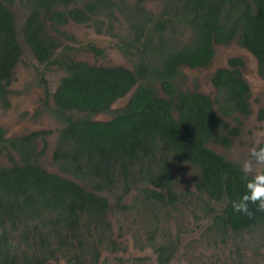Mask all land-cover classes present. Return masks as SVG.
<instances>
[{
	"label": "trees",
	"instance_id": "1",
	"mask_svg": "<svg viewBox=\"0 0 264 264\" xmlns=\"http://www.w3.org/2000/svg\"><path fill=\"white\" fill-rule=\"evenodd\" d=\"M25 1V44L39 63L59 66L66 73L53 94L54 116L64 127L52 157L59 174L37 162L44 153L36 152L35 138L41 132L13 141L19 161L9 155L11 167L0 166V264H60L61 253L70 264H96L101 247H116L108 221L111 208L101 194L119 193L118 204L133 189L150 202L164 204L165 195L176 200L173 166L182 163L198 170L193 180L198 194L224 203L213 219L214 229L264 230V213L256 212L250 219L232 209V202L245 192L241 166L207 147L210 142L229 147V137L239 134L241 123L234 118L237 126L230 127L224 118L250 113L243 58H231L228 68L212 76L214 100L175 86L182 66L207 67L214 45L234 40L253 55L264 80V0H177L176 18L191 30L189 43L152 48L134 70L55 58L60 42L45 30L47 23L56 31L69 21L85 24L105 13L112 15V0ZM12 6L13 0H0V98L5 104L22 56ZM164 27L158 20L154 33L161 35ZM154 81L167 98L157 96ZM132 90L127 104L112 110ZM72 111L84 115L72 118ZM111 113L109 121L91 119ZM156 251L159 262L167 264L174 248L167 244Z\"/></svg>",
	"mask_w": 264,
	"mask_h": 264
},
{
	"label": "rangeland",
	"instance_id": "2",
	"mask_svg": "<svg viewBox=\"0 0 264 264\" xmlns=\"http://www.w3.org/2000/svg\"><path fill=\"white\" fill-rule=\"evenodd\" d=\"M112 2L116 5L112 15L105 13L93 19L89 25L71 22L65 27H59L67 37L52 30L47 31L61 43L62 47L56 57L62 51V54L75 61L134 70L137 62L152 48L157 50L160 46L165 47L167 42H171L170 47H182L192 37L191 30L181 25L176 18L177 0ZM141 8L148 17L145 12L141 13ZM12 11L22 56L9 87V107L5 108L0 101V136L4 139L21 137L35 131L49 132L46 137V154L40 158L39 163L48 172L59 174L52 156L64 125L52 115V96L65 72L56 65L46 67L39 63L25 44L22 29L29 14L26 1L13 0ZM158 20L165 22L161 35L159 31L154 33L153 30ZM100 30L103 32L100 33ZM141 31H144V36ZM136 36L140 41H136ZM89 45L101 49L103 55L89 51ZM142 47L144 50H141ZM214 51L212 63L206 68L190 69L182 66V76L177 78L175 86L184 92L203 93L214 99L216 89L211 78L215 71L227 68L230 58H243L242 76L250 87L252 115L244 117L235 114L225 119L230 127L235 126L234 118L242 122L241 134L233 140L230 149L213 142L207 145L229 161L242 165L253 148L264 147V120L258 119V113L264 110V80L258 74L256 59L237 40L228 45H214ZM152 84L158 97L167 98L159 82L154 81ZM129 98L130 95L117 101L112 110L123 108ZM69 115L78 118L84 114L72 111ZM112 118V113L91 117L95 121H109ZM38 148H42L41 142ZM11 154L17 159L15 152ZM9 165L6 152H3L0 144V166ZM256 172H264V166L255 168L250 175ZM198 173L188 163L174 165V192L177 199L170 200L165 195L164 204L146 200L136 189L119 204V193L101 194L107 198L111 208L108 221L116 247H101L96 264H161L156 248L167 244L174 248L167 264H264V230L233 233L230 230L218 232L214 229L213 219L215 215L221 214L224 203L216 204L197 193L193 180ZM148 188L153 189L150 186ZM57 256L60 264H70L67 256H62V253ZM84 264H91V261L86 260Z\"/></svg>",
	"mask_w": 264,
	"mask_h": 264
},
{
	"label": "clouds",
	"instance_id": "3",
	"mask_svg": "<svg viewBox=\"0 0 264 264\" xmlns=\"http://www.w3.org/2000/svg\"><path fill=\"white\" fill-rule=\"evenodd\" d=\"M259 166H264V147L253 148L249 153V158L242 162L241 171L246 180L245 192L238 200L232 202V209L235 213H240L250 219L254 218L256 212L264 213V172H256L251 179H247ZM252 206L255 207V211Z\"/></svg>",
	"mask_w": 264,
	"mask_h": 264
},
{
	"label": "flooded vegetation",
	"instance_id": "4",
	"mask_svg": "<svg viewBox=\"0 0 264 264\" xmlns=\"http://www.w3.org/2000/svg\"><path fill=\"white\" fill-rule=\"evenodd\" d=\"M115 8H116V6H115ZM93 19H95V18H92V20H90L89 22H87V23H85V24H82V23H77V22H74V21H69L66 25H58V27H57V30L56 31H54V30H52L51 28H50V24L49 23H47V25H46V31H49V30H52L53 32H55V33H57V34H61L62 36H64V37H67L66 36V34L64 33V32H61L58 28L59 27H65V26H67L69 23H71V22H73V23H76V24H82V25H89L92 21H93ZM96 23V22H95ZM99 27V26H98ZM103 31L102 30H100V33H102ZM48 33V32H47ZM49 34V33H48ZM51 37L52 38H54L55 39V41H59L58 40V38H55L54 36H52L51 35ZM60 42V41H59ZM61 43H60V48H58L57 49V51H56V53H58V51L61 49ZM87 49L89 50V51H91V52H93L94 54H97V55H99V56H102L103 55V51L101 50V49H99L98 47H96V46H93V45H89V46H87ZM140 50V49H139ZM141 50H144V48L142 47V49ZM62 53H64V52H62L61 51V54H60V56L58 57V58H62V57H64V56H67V57H69L68 55H66V54H62ZM145 54H147V53H145ZM144 54V55H145ZM214 54H215V51H214ZM55 58H57L56 57V54H55ZM70 58V57H69ZM214 58V57H213ZM235 58V57H234ZM70 59H72V58H70ZM231 59V58H230ZM229 59V60H230ZM73 60V59H72ZM213 60V59H212ZM229 60H228V63H229ZM75 61V60H74ZM244 61V60H243ZM76 62H83V61H76ZM86 63H88V62H86ZM138 63V62H137ZM211 63H212V61H211ZM210 63V64H211ZM89 64V63H88ZM209 64V65H210ZM89 65H91V66H96V67H112V66H98V65H92V64H89ZM208 65V66H209ZM46 67H48L47 65H45ZM207 66V67H208ZM57 67H59V66H57ZM188 67V66H187ZM229 67V66H228ZM227 67V68H228ZM60 68V67H59ZM190 68V67H189ZM202 67H200V68H190V69H201ZM203 68H206V67H203ZM60 69H62V68H60ZM63 70V69H62ZM218 70V69H217ZM216 70V71H217ZM64 71V70H63ZM215 71V72H216ZM65 72V71H64ZM241 73H242V70H241ZM215 74V73H214ZM213 74V75H214ZM66 76V73H65V75H64V77ZM13 79H14V77H13ZM13 79H12V81H13ZM12 81H11V83H10V85L12 84ZM211 81H212V78H211ZM61 82V81H60ZM60 84V83H59ZM213 84V83H212ZM10 85L7 87V89H8V91H9V93L7 94V97H6V99H7V101H8V104H5L4 102H3V100L0 98V101H1V103H2V105L5 107V108H8L9 107V104H10V102H9V95H10V90H9V87H10ZM59 86V85H58ZM214 86V85H213ZM58 88V87H57ZM215 88V87H214ZM216 89V88H215ZM57 90V89H56ZM56 92V91H55ZM54 92V93H55ZM201 94H203V93H201ZM205 95V94H204ZM207 96V95H206ZM216 96H217V90H216ZM209 97V96H208ZM52 99H53V96H52ZM212 99V98H211ZM215 99V98H214ZM214 99H212V100H214ZM250 100H251V91H250V99H249V104H250V113L249 114H239V113H235L236 115L237 114H239V115H241V116H244V117H247V116H250V115H252V108H251V103H250ZM53 103H54V101H53ZM56 108V106H55V104H54V109ZM234 114V115H235ZM52 115L54 116V110L52 111ZM97 115H100V114H97ZM233 115V116H234ZM232 116V117H233ZM232 117H230V118H232ZM225 119H227V118H224V121H225ZM258 119L260 120V121H263L264 120V110H261L259 113H258ZM234 120V119H233ZM100 121H102V120H100ZM239 121V123H241L240 125H238V128H239V134L237 135V136H235V137H229L230 138V146L229 147H225V146H223L222 144H219V145H221L222 147H224V148H226V149H230V147H231V145H232V142H233V140L234 139H236V138H238L239 136H240V132H241V127H242V122L240 121V120H238ZM226 122V121H225ZM234 122H235V120H234ZM63 123V122H62ZM235 126H237V123L235 122ZM43 133L42 135H38L36 138H35V144H36V152L37 153H40V152H42V151H44V153H43V155H41V156H39V158H38V164L40 165V163H39V160H40V158L41 157H43L45 154H46V150H45V144H46V149H47V141H46V137L49 135V132H47V131H35V132H30V133H28V134H25V135H23V136H21V137H13V138H2L1 136H0V144H1V149L3 150V152H6V156H7V158H8V160H9V155H11L13 158H14V156L11 154L12 152H15L16 153V155H17V159L16 158H14L16 161H19V154H18V152L17 151H15L14 149H12V147H11V144L13 143V141H15V140H19V139H21V138H23V137H26V136H29V135H32V134H37V133ZM0 134H1V132H0ZM59 137V136H58ZM58 140V139H57ZM39 142H41L42 143V148L41 149H39L38 148V144H39ZM55 151V150H54ZM11 152V153H10ZM54 154V153H53ZM53 157V156H52ZM224 157V156H223ZM228 160V159H227ZM233 162V161H232ZM9 163H10V165L8 166V167H11V165H12V163L10 162V160H9ZM236 163V162H235ZM238 164V163H237ZM240 165V164H239ZM241 166V165H240Z\"/></svg>",
	"mask_w": 264,
	"mask_h": 264
},
{
	"label": "water",
	"instance_id": "5",
	"mask_svg": "<svg viewBox=\"0 0 264 264\" xmlns=\"http://www.w3.org/2000/svg\"><path fill=\"white\" fill-rule=\"evenodd\" d=\"M251 55H252V54H251ZM133 92H134L133 90H132V91H130V92L128 93V95H130V97H131V96H132V94H133ZM128 95H127V96H128Z\"/></svg>",
	"mask_w": 264,
	"mask_h": 264
}]
</instances>
